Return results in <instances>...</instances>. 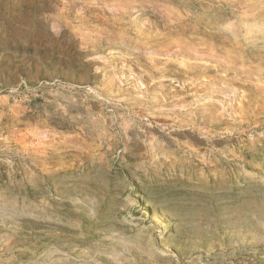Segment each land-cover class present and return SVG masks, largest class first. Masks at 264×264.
<instances>
[{
	"label": "rangeland",
	"instance_id": "rangeland-1",
	"mask_svg": "<svg viewBox=\"0 0 264 264\" xmlns=\"http://www.w3.org/2000/svg\"><path fill=\"white\" fill-rule=\"evenodd\" d=\"M0 264H264V0H0Z\"/></svg>",
	"mask_w": 264,
	"mask_h": 264
}]
</instances>
